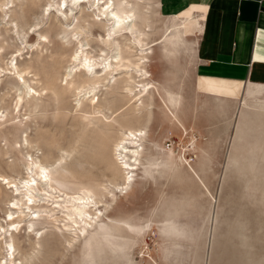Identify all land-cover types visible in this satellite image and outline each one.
Returning <instances> with one entry per match:
<instances>
[{
	"label": "rangeland",
	"instance_id": "1",
	"mask_svg": "<svg viewBox=\"0 0 264 264\" xmlns=\"http://www.w3.org/2000/svg\"><path fill=\"white\" fill-rule=\"evenodd\" d=\"M68 1L14 0L7 30L0 13V113L7 120L0 124V151L9 153L0 156V170L17 180L27 176L22 154L29 153L46 163L60 158L53 170L54 177L63 180V184L52 182L57 187L55 199L40 192L45 198L33 203L46 206L42 209L47 212L54 209L51 214L58 221L43 211L36 228H44L36 238L23 221L12 238L15 263L264 264V93H257L247 110H240L239 103L236 109L197 108V97L191 103L185 99L190 93L178 91L189 79L191 62L186 51L179 46L178 56L174 52L169 56L161 45L153 46L146 69L153 82L154 104L138 121L146 130L142 161L152 155L157 165L148 175L142 169L132 171L133 181L121 193L116 187L121 177L112 178L103 165L110 155V141L97 129L104 130L108 122L114 126L113 118L122 120L127 112V97L121 89L125 75H116L117 83H93L104 76L100 74L102 56L116 51L101 41L104 21L98 11L85 1L81 11L70 12ZM148 3L149 42L159 38L172 14L163 9L162 0ZM74 24L83 28L78 35L81 44L71 36L77 28ZM193 31L188 26L185 37ZM127 35L118 36L124 53L133 50L125 46ZM81 49L91 57L89 71L78 68L79 60L73 62V52ZM11 63L26 70L23 76L40 93L39 108L31 114L21 107L14 111L16 95L8 87L17 78ZM52 81L58 98L47 88ZM79 83L84 86L78 87ZM169 91L182 100L177 110L182 122L174 120L164 105ZM92 106L99 112L85 113L84 108L90 111ZM91 181L103 182L110 192L94 197L101 201L87 209L99 211L87 231L69 242L72 233L62 225L66 209L58 203L63 205L64 193L72 194L80 183ZM10 198L9 189L0 196V224H5ZM147 220L149 230L143 231L139 225ZM104 229L110 234L103 235ZM33 240L38 243L34 245Z\"/></svg>",
	"mask_w": 264,
	"mask_h": 264
},
{
	"label": "bare ground",
	"instance_id": "2",
	"mask_svg": "<svg viewBox=\"0 0 264 264\" xmlns=\"http://www.w3.org/2000/svg\"><path fill=\"white\" fill-rule=\"evenodd\" d=\"M62 1L65 2V0ZM85 1H88L90 5L98 11V14L102 17L101 20L104 21V26L102 27L105 34L103 37H101V41L104 43V45H107L116 51L109 56L102 54V61L100 62L102 69L100 74L103 75L102 73H104V76L93 80V83H100L103 81L108 83L111 81L115 82L116 75L122 73L125 75L123 76L124 80H122L123 84L121 89L127 97L126 101L129 105L127 112H124L125 114L122 113L124 114L122 120L113 118L115 121V125L113 124L114 126H112V123L108 122V124L105 123L106 128H104V130H97L101 134L105 135V137L107 136V139H109L108 141H110L108 142L110 144L107 145H109L111 151L110 155H108L107 159H105V163L103 162L104 168L110 171L112 178H116L117 176L121 177L122 181L121 183H116V187L120 189L121 193H126L133 181V175L130 174L132 171L136 169H142V171L148 175L157 165V162L152 157V155L147 158L146 162L142 161L144 151L143 141L146 138V130L145 127L141 125V123L139 124L138 121V118H140L139 115L143 111L149 112L152 108V105L154 104L150 98L154 88L153 82L150 79L151 76L149 71L146 69V64L149 61V54L152 53V47L155 45H161L166 54L169 56L173 55L174 53L176 55L179 46H181L187 52L189 48L188 44L190 43H187L188 41L185 37V29L188 28L189 24H191L192 21H195V19L194 15L191 13V9H187L177 17H171L168 19V21L163 25V31L159 38L148 42V37L150 35L149 33L151 32L150 29H152L149 23L151 16L150 18L148 16L150 11L148 0H69V11L72 12L75 8H78L81 11V4H83ZM141 1L145 2L141 3ZM13 3L14 0H0L1 23H3V26L6 30L7 25L11 23V19L8 17L9 5ZM193 7L194 6L192 5V8ZM152 13H150V15ZM140 15L141 21L138 22L137 18H139ZM84 20L85 19H83V21ZM80 24H74L77 26V28L71 30V36L77 40V44L82 43L80 39H78V35L83 29ZM124 34L129 35V37H127L128 43H125V46L133 49L129 51H135V53L132 55L130 54L132 52L129 51V53L127 51L125 53L122 52L123 46L121 45L123 43L118 41V36H124ZM82 49L81 51L73 50V62H78L79 60L78 68L82 67V69L89 71L92 64V62H90L91 57H89V54L84 55L85 52L83 54ZM100 51L104 52L105 50L100 49ZM79 52L81 54H79ZM16 63L11 64L16 70L13 75H15L17 78V82L15 84H11L10 87H8L11 90H14L16 95L14 111L21 107L27 110L26 115L31 114L39 108L40 93L37 89L28 84V81L23 76V73L26 70L18 69ZM6 69L9 68H4V70ZM71 81L73 82V80ZM54 83L55 82L52 81L50 84H47V88L56 95V98H58V91ZM77 85L78 87L84 86V84L82 85L80 83ZM77 85L75 86V89H78ZM198 85L200 88L206 87L209 90H226V92L234 93V95L239 93L235 91L237 90L235 86L229 85L228 83L216 82L214 80H199ZM88 86L90 85L88 84ZM246 87V94L242 95L239 99L240 110H247V108L251 106V102L253 103L251 100L254 98V96H256L257 93H264V84L249 82L247 83ZM80 89L81 88H79V90ZM169 93L170 95L167 94L168 97L166 98L168 99L169 105L166 100H163L164 105L168 110H171L170 112L174 120L182 122L183 120L178 116L177 113L178 108H180L179 106L182 105V100L180 97H177L175 91H169ZM77 94L79 96V92H77ZM94 106L90 107V111L87 107H85V113L99 112V108L97 109ZM119 109H121V106L117 107V112ZM238 109L235 110V115H237L240 111ZM127 115L130 117L129 119H127ZM3 118V115L0 113V124L7 121L3 120ZM103 125L104 124H102V128ZM107 125H110L111 127H108ZM110 130L112 131L110 132ZM26 136L24 137V141H27ZM1 151V157H5L9 154L7 151ZM22 155L24 156L23 166L27 176L17 180L4 171L0 170V196L5 193L6 189H9L11 193V198L7 201L8 210L4 216L5 224H0V254L1 252H4L0 257V264H16L14 259L15 246L12 238L14 237V233H17L21 230V224L23 221H25L26 231L28 233H35L36 238L39 235L40 230L44 228L43 226L36 228V226L40 224L38 222L41 216H43V211H45L47 214L49 212V215L52 217L54 222L58 221L59 218L51 214L55 211L54 209L49 208L47 212L45 209H42L46 206L36 205L33 203H36L39 199H43L42 197L44 196H42L40 192L46 194V197L51 200L56 198L54 191L57 190V187L52 182L63 184V180L60 177H54L56 171L53 170V167L56 165V160H59L60 158L53 160L51 163H46L34 159L29 153H24ZM177 158L182 161L181 154H178ZM176 161L178 160L176 159ZM91 182L92 183L87 184L80 183L81 185L76 187V191L72 194L64 193L65 199L63 200V205L58 203L59 206L66 209V212L64 213L65 217H62V221L65 220L66 223L64 222L62 225L72 233L71 237L68 239L69 242L75 240L80 232L83 233L87 231L88 226L92 223L91 220L93 219V215H96L99 211L96 209L95 212H91L89 209H87L90 203H94L93 205H96L101 201L99 199L96 200L94 197L107 196L110 192L103 182ZM164 219L167 220L166 218ZM149 225V220H147L139 225V228L143 231H148ZM7 234L9 235L7 236ZM108 234H110V231L108 229H104L103 235ZM36 243H38V241L33 240V244L35 245Z\"/></svg>",
	"mask_w": 264,
	"mask_h": 264
},
{
	"label": "crops",
	"instance_id": "3",
	"mask_svg": "<svg viewBox=\"0 0 264 264\" xmlns=\"http://www.w3.org/2000/svg\"><path fill=\"white\" fill-rule=\"evenodd\" d=\"M162 2L163 9L172 14L169 17L191 9L195 19L189 24L194 31L186 37L190 43L186 52L191 62L189 79L178 90L190 93L186 100L193 103L197 97V108L236 109L247 83L264 84V0ZM199 80L228 83L239 93L200 88Z\"/></svg>",
	"mask_w": 264,
	"mask_h": 264
}]
</instances>
